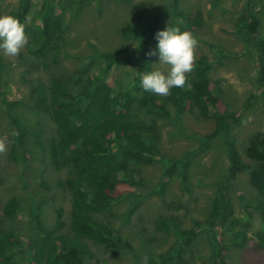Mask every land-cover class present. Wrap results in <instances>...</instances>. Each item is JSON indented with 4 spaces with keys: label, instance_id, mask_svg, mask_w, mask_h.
I'll list each match as a JSON object with an SVG mask.
<instances>
[{
    "label": "trees",
    "instance_id": "trees-1",
    "mask_svg": "<svg viewBox=\"0 0 264 264\" xmlns=\"http://www.w3.org/2000/svg\"><path fill=\"white\" fill-rule=\"evenodd\" d=\"M66 1L64 13L76 9L77 12L87 5V0H43L40 9L34 14L33 0H19L9 14L23 23L24 27L29 18L34 16L29 54L37 58L44 57L42 66L45 68L50 66L48 61L51 52L58 46L67 45L64 36L67 26L65 16L58 17L56 14ZM262 1L246 0L236 23V35L243 39L246 51L256 53L254 79L259 89L249 95L240 113L220 107L218 103L225 91L220 87V81L211 79L210 73L215 65L222 66L224 59L237 61L243 57V53L228 54L218 44H212L215 60L195 48L194 67L188 74L189 86L186 89L173 88L167 97L144 91L139 86L140 76L153 71L154 62L159 59L158 55H148L156 51L157 45L156 30L149 24L122 28L123 36L131 42L118 60H113L116 57L114 53L90 55L88 62L74 74L53 79L48 87L41 82L38 84L34 93L36 99L31 100L33 108L42 110L44 119L54 121L59 140H44L45 125L44 128L40 127V120L33 121L22 111V115L14 113L20 108L2 97L11 130L0 144L9 142L12 145L9 159L21 162L26 170L24 151L34 150L37 145L46 143L47 150L40 149L38 158L46 156V152L55 171L72 167L73 175L67 181L72 197L70 234L63 232L66 222L61 210L56 211L54 226L48 227L47 213L44 211L48 202L43 199V195L30 190V201L26 205L28 221L25 224L28 243L24 245L14 229L18 224H12L24 209L22 202L15 196L1 205L0 264H22L23 260H26V264H87L86 257L90 255L86 240L114 252L131 251L133 245L130 241L98 216L111 213L115 203L135 197L136 200L121 215L123 224L132 222L141 206L140 197L132 192L120 194L118 190L122 185L147 187L142 171L133 167L134 163L140 164L148 158L150 163H156L161 168L160 181L156 188H151L150 197L160 195L168 186L167 181L189 174L200 150L190 151L186 158H167L163 154L155 126L149 123V127L146 121L147 118H159L178 125L188 111H198L202 118L214 121L216 132L199 137V141L202 145L213 140L219 141L229 164L227 174L213 183L215 191L211 197L209 216L196 221L194 225L206 234L210 264H235L234 261L238 260L235 255L239 256L246 249L264 251V133H251L243 148L238 141L243 131L244 115L258 105L264 108V37L260 30V15L255 12ZM158 17L169 18L168 27L194 35L195 25L189 23L179 0H171ZM58 57L54 55L53 59L57 60ZM98 61L104 67L93 79H86L89 72L97 67ZM120 64L132 65L135 76L126 86L113 88L103 76ZM8 66L9 63L0 54V93ZM18 105L25 108L23 102ZM30 137L35 139L32 146H29ZM238 175L249 177V186L252 191H256V196L251 193L238 194L240 211L237 212L230 190ZM3 177L5 179L7 176ZM23 186L29 191L25 179ZM162 223L173 228L177 241L163 253L149 255L133 264H193L195 254L191 250L194 239L188 236L191 230L182 229L174 218H164Z\"/></svg>",
    "mask_w": 264,
    "mask_h": 264
},
{
    "label": "rangeland",
    "instance_id": "rangeland-1",
    "mask_svg": "<svg viewBox=\"0 0 264 264\" xmlns=\"http://www.w3.org/2000/svg\"><path fill=\"white\" fill-rule=\"evenodd\" d=\"M33 2L34 14H36L43 0H33ZM170 2L171 0H87L86 7L78 9L77 12L76 9L64 13L63 10L68 3L66 1L65 6L60 7L56 14L58 17L65 16L67 26L64 29V36L67 45L58 46L51 52L49 68L42 66L44 57L37 58L29 54L28 45L32 41L34 27V16H31L24 27L29 44L18 56L8 57L1 54L9 66L5 70L2 93H0V142L7 138L11 130L8 111L2 105L3 96L14 103L16 108H20L14 113L21 114L22 111L33 121L40 120V127L44 128L45 125L44 140L49 138L59 140L54 121L44 119L41 116L44 114L43 111L33 108L34 103L31 100L36 99L34 93L39 87L38 84L41 82L48 87L53 79L74 74L78 68L88 62L87 58L90 55L114 53L116 57L113 60H118L128 50L131 42L123 36L122 28L149 24L156 33L166 30L169 18L163 19L158 16ZM179 2L186 12L189 23L195 25L196 47L202 54L215 60L216 54L212 44L221 45L228 54L243 53V57L237 61L224 59L223 65H215L210 73L211 79L220 81V87L225 91L221 96L222 100L220 99L218 103L220 107L240 113L249 95L259 90L254 79L257 69L256 53L247 52L243 39L236 35L237 18L241 15L246 0H179ZM18 3L19 0H0V15H9ZM255 12L260 15V30L264 37V0L257 5ZM54 55H59L57 60L53 59ZM103 67L104 65L98 61L97 67L89 72L86 79H93ZM154 70L166 73L168 66L159 64L158 59L154 62ZM134 76L132 65L120 64L114 66L111 72L103 76V79L110 82L113 88H117L132 82ZM19 102H23L25 108L19 107ZM146 121L149 127L150 124L155 126L163 154L167 158L173 160L186 158L190 151H200L188 175L177 176L173 181H167L168 186L161 194H154L152 197L149 195L151 188H156L161 178L160 166L150 163L148 158L143 159L140 164L134 163L133 167L142 171L147 187L135 188L122 185L118 190L120 194L132 192L140 197L141 206L132 222L123 224L121 215L130 203L136 200L135 197L115 203L111 213H102L98 216L101 221L110 224L126 237L133 245V249L114 252L86 240L87 252L90 255L86 257V263L133 264L136 260H144L149 255L163 253L177 241V237L173 228L165 226L162 219L174 218L182 229L191 230L188 236L194 239L191 250L195 254L193 264H210V249L206 234L194 225L196 221L205 220L209 216L211 197L215 191L213 183L227 174L229 166L219 141L213 140L203 145L199 141V137L216 132L215 123L202 118L198 111L186 112L178 125L159 118H147ZM242 124L243 131L238 139L241 148L247 144L251 133H264V108L258 105L250 113L245 114ZM34 142L35 139L30 137L29 146ZM45 144L37 145L34 150L24 151L26 170L21 162H13L9 159L12 146L9 142L3 143L4 148L0 151V207L12 197H19L24 209L19 213L17 222L13 221L12 224H18L14 229L24 245L28 243L25 237V224L28 221L26 205L30 201V190H35L40 196L43 195V199L48 202L44 206L48 227L54 226L56 211L61 210L63 220L66 222L63 232L69 234L71 232L72 197L67 181L72 178V167H63L55 171L46 152L44 153L46 156L38 158L40 149H46ZM4 175L7 176L5 179ZM24 179L28 183L29 191L27 188L23 189ZM232 187L231 197L238 212L240 203L237 195L251 193L256 196V191L251 190L249 177L245 175L236 176ZM8 227L11 228L10 225ZM251 238L257 241L253 235ZM236 257L238 260H233L235 264L260 262L264 264V251L246 249L239 256L235 255ZM25 261L23 260L22 264H26Z\"/></svg>",
    "mask_w": 264,
    "mask_h": 264
},
{
    "label": "clouds",
    "instance_id": "clouds-1",
    "mask_svg": "<svg viewBox=\"0 0 264 264\" xmlns=\"http://www.w3.org/2000/svg\"><path fill=\"white\" fill-rule=\"evenodd\" d=\"M156 51L148 55H158L159 64L168 66L167 72L153 70L140 76L139 86L146 92L167 97L173 88L186 89L188 74L193 71L197 39L188 31L167 27L156 33ZM29 44L24 24L14 16L0 15V54L18 56ZM4 148L0 144V151Z\"/></svg>",
    "mask_w": 264,
    "mask_h": 264
}]
</instances>
